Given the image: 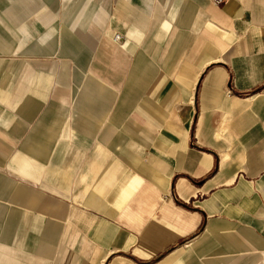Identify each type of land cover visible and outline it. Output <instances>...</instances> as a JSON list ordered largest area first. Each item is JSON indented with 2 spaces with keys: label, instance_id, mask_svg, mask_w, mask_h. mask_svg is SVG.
Listing matches in <instances>:
<instances>
[{
  "label": "crops",
  "instance_id": "crops-1",
  "mask_svg": "<svg viewBox=\"0 0 264 264\" xmlns=\"http://www.w3.org/2000/svg\"><path fill=\"white\" fill-rule=\"evenodd\" d=\"M0 242L264 264V0H0Z\"/></svg>",
  "mask_w": 264,
  "mask_h": 264
},
{
  "label": "rangeland",
  "instance_id": "rangeland-1",
  "mask_svg": "<svg viewBox=\"0 0 264 264\" xmlns=\"http://www.w3.org/2000/svg\"><path fill=\"white\" fill-rule=\"evenodd\" d=\"M0 247H1V242H0ZM205 258L206 257H198V258L193 257L192 258V263L193 264H208ZM182 264H189V263L187 261L186 263H182Z\"/></svg>",
  "mask_w": 264,
  "mask_h": 264
},
{
  "label": "built area",
  "instance_id": "built-area-1",
  "mask_svg": "<svg viewBox=\"0 0 264 264\" xmlns=\"http://www.w3.org/2000/svg\"><path fill=\"white\" fill-rule=\"evenodd\" d=\"M211 1H212L213 3H215V4H217V5H221V4L225 3L226 0H211ZM116 38H117L118 40H120V39H121V36H120V35H117Z\"/></svg>",
  "mask_w": 264,
  "mask_h": 264
},
{
  "label": "bare ground",
  "instance_id": "bare-ground-1",
  "mask_svg": "<svg viewBox=\"0 0 264 264\" xmlns=\"http://www.w3.org/2000/svg\"><path fill=\"white\" fill-rule=\"evenodd\" d=\"M117 39V38H116ZM118 40V39H117Z\"/></svg>",
  "mask_w": 264,
  "mask_h": 264
}]
</instances>
